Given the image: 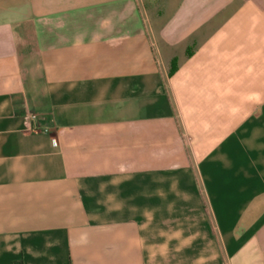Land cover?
Returning <instances> with one entry per match:
<instances>
[{
    "label": "crops",
    "instance_id": "obj_1",
    "mask_svg": "<svg viewBox=\"0 0 264 264\" xmlns=\"http://www.w3.org/2000/svg\"><path fill=\"white\" fill-rule=\"evenodd\" d=\"M0 264H264V0H0Z\"/></svg>",
    "mask_w": 264,
    "mask_h": 264
},
{
    "label": "built area",
    "instance_id": "obj_2",
    "mask_svg": "<svg viewBox=\"0 0 264 264\" xmlns=\"http://www.w3.org/2000/svg\"><path fill=\"white\" fill-rule=\"evenodd\" d=\"M24 119L28 122V132L36 131L38 129V120L37 115L34 112H29L24 115ZM44 131H47L46 128L43 129Z\"/></svg>",
    "mask_w": 264,
    "mask_h": 264
},
{
    "label": "trees",
    "instance_id": "obj_3",
    "mask_svg": "<svg viewBox=\"0 0 264 264\" xmlns=\"http://www.w3.org/2000/svg\"><path fill=\"white\" fill-rule=\"evenodd\" d=\"M173 67H174V66H173V64H172V65H171V69H173ZM171 69H170V70H171Z\"/></svg>",
    "mask_w": 264,
    "mask_h": 264
}]
</instances>
